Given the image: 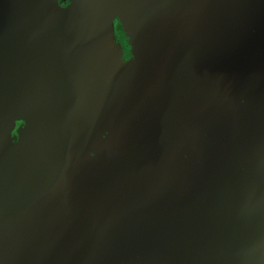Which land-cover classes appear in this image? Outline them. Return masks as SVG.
Here are the masks:
<instances>
[{"label":"water","instance_id":"water-1","mask_svg":"<svg viewBox=\"0 0 264 264\" xmlns=\"http://www.w3.org/2000/svg\"><path fill=\"white\" fill-rule=\"evenodd\" d=\"M56 5L0 0V264H264V0Z\"/></svg>","mask_w":264,"mask_h":264},{"label":"rangeland","instance_id":"rangeland-1","mask_svg":"<svg viewBox=\"0 0 264 264\" xmlns=\"http://www.w3.org/2000/svg\"><path fill=\"white\" fill-rule=\"evenodd\" d=\"M121 24V22H119ZM128 26L122 28V32L124 33L122 36H115L116 29L110 24L109 32L111 38V45L116 50L117 60L120 65L126 70L131 72L139 65L143 63L145 60V54L142 47V44L136 39L133 31L127 30ZM136 39V40H135ZM235 43L232 45L225 44L221 45L220 48L224 49L226 53H228L227 58L225 60L219 59V56L216 53H213L215 56V60L219 61L221 66L226 67L227 63H229L230 59L233 63L230 70L236 68V72L241 67V61H243V56L246 51V47L234 48ZM209 62H206L208 65ZM27 123L20 124L17 122L16 127L13 129L11 133L8 135L0 134L2 137H10L12 136H20L26 129Z\"/></svg>","mask_w":264,"mask_h":264},{"label":"flooded vegetation","instance_id":"flooded-vegetation-1","mask_svg":"<svg viewBox=\"0 0 264 264\" xmlns=\"http://www.w3.org/2000/svg\"><path fill=\"white\" fill-rule=\"evenodd\" d=\"M56 1H57V5L56 6H57V8L60 11H64L68 7V5L70 3V0H56ZM119 22H121V24H119ZM107 24H108V27L109 28H110V24H112L115 27V29H116L115 36H117V37H120V36H122L124 34L122 32V28H123V26L124 27L127 26L122 21V19L119 18V17H117V16H111V17H109L108 18V21H107ZM127 30H130V29L128 28ZM109 34H110V32H109ZM143 50H144V52L146 51L144 47H143ZM116 55H117V53H116ZM217 55L219 56V59H221V60H225V58L227 57L226 54H225V50L224 49L218 50L217 51ZM207 62H209V61L207 60ZM214 62H215V66L221 67L219 61L215 60ZM212 66H214V65H212ZM189 103H190V100L189 99L188 100L185 99L179 105V107L180 106H187ZM17 122H20V124H25L27 122V118L25 116H22V117H19L18 119H16V121H15V127H16ZM12 131L13 130H11V132ZM0 134L8 135L9 133H7L6 131L0 130ZM20 137H21V135L19 137L18 136H12V137H10V139H8L9 137H5V138L11 143V145L17 146V144L19 143Z\"/></svg>","mask_w":264,"mask_h":264},{"label":"bare ground","instance_id":"bare-ground-1","mask_svg":"<svg viewBox=\"0 0 264 264\" xmlns=\"http://www.w3.org/2000/svg\"><path fill=\"white\" fill-rule=\"evenodd\" d=\"M123 18V17H122ZM234 71V70H233ZM223 76H224V78L226 79V77H230L231 75H232V72H230V73H224V74H222ZM134 92H130V95L131 94H133ZM142 95V93H139V94H137V99L136 100H138L139 98H140V96ZM135 100V101H136ZM68 205V204H67ZM47 221H48V219H47Z\"/></svg>","mask_w":264,"mask_h":264}]
</instances>
